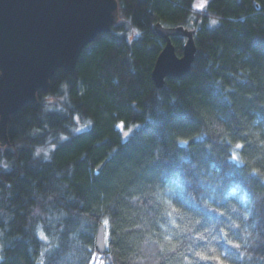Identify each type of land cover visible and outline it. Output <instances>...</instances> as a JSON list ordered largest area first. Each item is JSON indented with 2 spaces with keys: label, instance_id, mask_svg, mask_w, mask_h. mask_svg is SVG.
Instances as JSON below:
<instances>
[{
  "label": "trees",
  "instance_id": "16d2710c",
  "mask_svg": "<svg viewBox=\"0 0 264 264\" xmlns=\"http://www.w3.org/2000/svg\"><path fill=\"white\" fill-rule=\"evenodd\" d=\"M116 1L111 32L9 123L10 145L0 146V264H152L144 242L176 231L154 195L166 186L202 217L198 230L216 226L214 243L230 257L242 251L223 233L242 239L233 204L251 211L248 223L264 237V175L254 171L264 170V0ZM156 24L193 31L197 47L191 71L162 89L152 79L166 43ZM172 41L182 56L186 39ZM121 128L134 129L125 138ZM38 147L51 158L36 156ZM178 238L184 248L207 243ZM257 243L264 256V239ZM154 259L184 261L163 251Z\"/></svg>",
  "mask_w": 264,
  "mask_h": 264
},
{
  "label": "water",
  "instance_id": "95a60500",
  "mask_svg": "<svg viewBox=\"0 0 264 264\" xmlns=\"http://www.w3.org/2000/svg\"><path fill=\"white\" fill-rule=\"evenodd\" d=\"M116 0H0V146L10 145L12 117L40 92H47L58 70L72 74L84 50L100 34L111 32L119 21ZM166 41L153 71L158 89L166 79H181L195 61L194 32L183 27H156ZM185 38L182 56L172 41ZM104 164L98 167L101 171ZM105 253L106 232L102 225L96 238Z\"/></svg>",
  "mask_w": 264,
  "mask_h": 264
},
{
  "label": "clouds",
  "instance_id": "9594fccd",
  "mask_svg": "<svg viewBox=\"0 0 264 264\" xmlns=\"http://www.w3.org/2000/svg\"><path fill=\"white\" fill-rule=\"evenodd\" d=\"M92 121L88 120L87 124H91ZM78 130V129H77ZM44 154L45 159L51 158V149L45 147H38L35 155L40 156ZM243 162V157H241ZM261 175H264V170L254 169ZM176 189L171 186L164 188H158L154 193L156 198L160 201L163 206V213L167 215L171 223L175 226L176 231H169L167 234L161 233L164 237L162 240H157L152 243L149 240L144 242L145 244V259L152 261V264H156L154 259L157 251H163L165 254L169 252H177L179 257H184L182 264H260L264 261V256H258L253 249L258 246V241L264 239L261 233L255 230L253 224H249L248 221L252 215L251 211L239 209L237 204H233V210H239L242 220H233L232 226L242 229V239L237 240L233 237L227 229L223 230V233L228 238V243L239 247L241 256L239 259L230 257L226 250L220 249L216 246L214 241H219L220 236H212V232L215 229V225L209 226L203 230H198V226L202 222V217L192 209L187 208L185 205L178 203L173 193ZM191 195V193H190ZM203 204L212 207L213 205L208 199L202 201ZM111 223L110 217H105ZM179 221V223H177ZM109 223V224H110ZM181 234H188L194 241H207L202 247H193L191 244L187 248H184V241L178 237ZM183 249V250H181ZM191 252L193 259L185 257V252Z\"/></svg>",
  "mask_w": 264,
  "mask_h": 264
},
{
  "label": "rangeland",
  "instance_id": "374dc122",
  "mask_svg": "<svg viewBox=\"0 0 264 264\" xmlns=\"http://www.w3.org/2000/svg\"><path fill=\"white\" fill-rule=\"evenodd\" d=\"M197 5L199 6V5H203L204 6V4L206 3V0H200V1H197ZM136 32H135V36H136ZM121 129H123V131H124V128H121ZM134 128H129L128 130H125L124 131V137L126 138L128 135H129V132H131L132 130H133Z\"/></svg>",
  "mask_w": 264,
  "mask_h": 264
},
{
  "label": "bare ground",
  "instance_id": "6f19581e",
  "mask_svg": "<svg viewBox=\"0 0 264 264\" xmlns=\"http://www.w3.org/2000/svg\"><path fill=\"white\" fill-rule=\"evenodd\" d=\"M119 18H120V14H119ZM119 22V21H118ZM159 24H156L155 25V31H156V27L158 26ZM113 28V27H112ZM156 33H157V31H156ZM157 35L164 41V42H166L158 33H157ZM165 45H166V43H165ZM165 48V47H164ZM164 50V49H163ZM163 52V51H162ZM161 52V53H162ZM160 56V55H159ZM159 58V57H158ZM158 60V59H157ZM156 63H157V61H156ZM156 65V64H155ZM154 68H155V66H154ZM153 71H154V69H153ZM152 75H153V72H152ZM153 79V78H152ZM166 81H167V79H166ZM154 82V81H153ZM166 83V82H165ZM155 84V83H154ZM155 86H156V84H155ZM156 88H157V86H156ZM129 134H131V132H129ZM102 226V225H101ZM100 226V227H101ZM96 249H97V247H96ZM97 252L99 253V251L97 250ZM105 252H106V249H105ZM99 254H101V253H99ZM104 254V253H103Z\"/></svg>",
  "mask_w": 264,
  "mask_h": 264
},
{
  "label": "snow or ice",
  "instance_id": "6c2138e0",
  "mask_svg": "<svg viewBox=\"0 0 264 264\" xmlns=\"http://www.w3.org/2000/svg\"><path fill=\"white\" fill-rule=\"evenodd\" d=\"M199 6H201V5H199ZM201 7H202V6H201ZM213 23H215V21H213ZM182 142H183V143H187V141H182ZM237 147H242V145H237ZM234 158L239 159V156L236 155V154H234ZM104 223H105V224H109L110 222H109L108 220H105ZM42 235H43V233H42Z\"/></svg>",
  "mask_w": 264,
  "mask_h": 264
}]
</instances>
